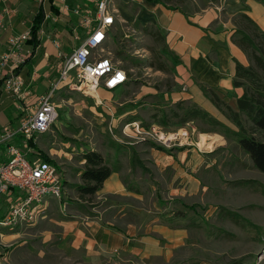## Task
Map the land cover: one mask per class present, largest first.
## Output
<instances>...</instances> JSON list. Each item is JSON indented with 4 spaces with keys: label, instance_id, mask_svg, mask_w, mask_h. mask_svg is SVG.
<instances>
[{
    "label": "rangeland",
    "instance_id": "374dc122",
    "mask_svg": "<svg viewBox=\"0 0 264 264\" xmlns=\"http://www.w3.org/2000/svg\"><path fill=\"white\" fill-rule=\"evenodd\" d=\"M42 1L36 0V4ZM185 2L181 5L189 10L215 1ZM235 7L242 6L235 5L230 10ZM124 8L110 35L112 48L106 50L111 53L113 61L120 62L128 72L129 81L116 91L100 87L99 90L105 91L103 96L99 95L102 104L67 87L57 91L53 101L59 106L58 120L49 133L40 138L37 149L32 148L27 157L31 160L33 152L40 151L49 160L58 163L66 174V187L82 184L79 174L85 170V162L82 163L84 153L93 151L101 154L109 166L120 164L126 182L134 190L142 192L139 195L141 198H132L130 202L133 206L147 209L143 222H148L150 227L158 223L168 229L180 230V245L176 248H153L154 252L163 254L150 258L130 254L129 259L122 260L115 254L96 259L81 252L60 249L57 240L43 234L45 228L40 222L2 240L0 264H235L238 261L241 264H264V174L255 168L237 143L226 138L221 131H214L200 121L174 124L172 117L169 125L162 123L163 112H170L173 106L170 92L175 83L178 62L166 47L158 27L150 24L145 17L139 18L137 11L141 9L132 5H125ZM131 13L136 18L129 20ZM233 14L229 12V15ZM29 15L28 11L24 16H15L23 19L18 29L20 33L11 31V36L16 37L29 30ZM47 15L50 18L39 36L43 42H54L58 57L63 54L59 60L60 67L72 50L81 44L84 35L81 31L75 34L71 28L73 25L65 22L64 18L60 20L54 14ZM235 16L233 21L238 20ZM226 18L224 14L223 20ZM66 23L68 26L64 25ZM9 38L5 52L11 50ZM20 46L15 49L16 59L23 58L18 54L22 52L23 44ZM37 64L43 65L40 58ZM10 65L2 67L0 79L11 74ZM38 74L43 73L39 70ZM19 75L25 80V70ZM42 79L39 77L37 80ZM46 83L43 81L37 84L38 88L31 86L29 90L33 93L37 90L38 94L48 93L52 85L45 88ZM0 102H3L0 103V126L9 119V122L17 123L18 109L2 88ZM133 120L145 129L159 125L166 133L184 127L186 130L179 132V137L171 145H158L152 141H141L143 135L132 126L125 130V124ZM9 122L7 124H12ZM224 122L229 124L226 119ZM185 132L187 134L182 135ZM261 139L264 140V136ZM119 148L118 157L115 149ZM185 148H194L202 156L192 174L199 187L192 193H186L188 188L184 191L186 177L183 174L188 171L185 168L175 169L178 161L175 168L165 167L160 156L176 154ZM134 157L141 159L143 165L132 162L134 166L131 167L130 160ZM71 193L70 197L74 198L76 194L71 196ZM178 200L194 206V209L183 207ZM161 242L166 244L167 240L162 238Z\"/></svg>",
    "mask_w": 264,
    "mask_h": 264
},
{
    "label": "crops",
    "instance_id": "0c3cea01",
    "mask_svg": "<svg viewBox=\"0 0 264 264\" xmlns=\"http://www.w3.org/2000/svg\"><path fill=\"white\" fill-rule=\"evenodd\" d=\"M71 1H66V5L71 9L77 6L84 8L87 5L83 0ZM183 1L188 2V0H159L146 1L143 4L138 3L132 6L141 9L140 11L136 10L139 18L145 17L150 24L158 27L166 47L178 62L175 67V83L170 92L171 104L173 105L170 109L178 102L189 101L224 121L225 117L213 104L205 90H212L224 102L237 109V100L243 95L244 90L242 87L234 85L236 64L249 65L246 53L232 41L233 32L236 30V21H233V17L238 16L240 7H235L233 11L230 8L241 4L246 6L245 13L264 31V0H214V3L210 2L205 7L197 5L196 8L189 10L181 5ZM40 4L37 5L36 0H0V55L6 50L11 31L20 33L18 29L21 27L23 17H17L20 14L24 16L25 12L29 11L28 18L32 22ZM52 4L61 12V9L57 7L63 6L61 0H54ZM44 6L48 14V4L46 3ZM123 8L124 6L119 8L120 12L123 11ZM228 10L230 13L236 12V14L229 15ZM224 14L227 15V18L223 20ZM16 15L17 17H15ZM70 17L76 20L69 22ZM134 17L131 13L129 20ZM62 18L65 19V22H69V25H73L71 28L75 33L78 18L73 14L68 16L62 14L60 20ZM67 23L64 25L68 26ZM39 37L41 45L34 58L35 66L32 74L25 77L27 78L26 83L28 85L26 86L28 89L31 86L38 88L37 84L43 81L47 82L45 88H49L59 79L60 75V58L54 42H43L41 36ZM111 45L109 37L105 48L110 49L112 48ZM29 51V48L23 45L22 52L18 54L28 57ZM39 58L43 64L41 66L37 64ZM13 60L14 67L17 68L21 63L17 64L16 58ZM2 67L0 65V73ZM14 67L9 68L12 70ZM24 70L27 72L26 69H23L22 72ZM39 70L43 74L39 75ZM39 77H43V79L37 80ZM99 92V95L103 96L105 91L99 90ZM34 93L38 94L37 90H34ZM133 122L139 123L133 120L125 125ZM7 123L0 126V130ZM9 123L16 124L15 121ZM180 130L178 128L173 131L178 132ZM115 150L119 157L121 149ZM160 156L163 158L162 162L165 163V167L175 168V162L178 161L175 169L185 168L188 171V173L183 174L186 177L184 191L185 188H188L186 193L190 191L192 193L198 189L199 183L192 174L197 169L202 156L196 149L185 148L178 150L176 154L168 153L164 154L165 157ZM0 160H5V157H0ZM116 161L120 163L119 159ZM84 162L85 160L82 163ZM132 162L134 165H143V161L137 157L130 160L131 167L134 166ZM110 168L113 172L93 195L81 196L74 186L66 187L64 200L65 202L67 200V206L64 207L65 212L62 209L63 203L56 199L49 201L47 217L41 221L45 228L43 234H49L46 236L47 238L57 240L60 249L81 252L96 259L109 258L115 254L122 260L129 259L127 257L130 254L150 258L153 255L163 254V252H154L153 248L178 247L181 231L168 229L158 223L150 227L148 222H143L147 217V209L141 206H133L130 202L132 198H141L139 195L142 192L138 189L134 190L131 184L126 182L122 176L120 164L116 167L110 166ZM70 192H72L71 196L76 194L74 198L70 197ZM162 238L167 240L166 244L161 242Z\"/></svg>",
    "mask_w": 264,
    "mask_h": 264
},
{
    "label": "built area",
    "instance_id": "2783aa9c",
    "mask_svg": "<svg viewBox=\"0 0 264 264\" xmlns=\"http://www.w3.org/2000/svg\"><path fill=\"white\" fill-rule=\"evenodd\" d=\"M66 1L61 0L62 7L56 5L62 12L59 11L57 18H61L62 14L75 15L78 18L75 33L81 31L84 37L64 65L60 66L59 79L52 84L48 93H33L27 88L23 77L13 73V59L17 57L15 49L30 38L29 30L16 37L10 36L11 50L0 55L1 66L11 64L10 67H14L4 80L2 90L13 100L19 112L15 125L7 124L0 130V157H5V160H0V246L7 236L43 221L49 210V199L58 200L63 203L62 208H66L64 169L58 163L42 158L39 152H33L29 160L27 156L34 148L31 143L36 146L58 120L59 106L53 97L63 87L93 97L102 104L99 99L100 87L115 91L125 86L129 81L128 72L120 62L113 61L105 45L120 19L119 8L149 0H83L87 5L74 9L66 5ZM62 57L60 53L59 58ZM25 58L19 57L17 64L24 62ZM131 126L143 135L141 140L168 145L179 137V132L186 130L166 133L159 125L145 129L137 122L126 125L125 130Z\"/></svg>",
    "mask_w": 264,
    "mask_h": 264
},
{
    "label": "trees",
    "instance_id": "16d2710c",
    "mask_svg": "<svg viewBox=\"0 0 264 264\" xmlns=\"http://www.w3.org/2000/svg\"><path fill=\"white\" fill-rule=\"evenodd\" d=\"M53 1L43 0L33 17L29 28L30 38L23 42V45L30 50L29 56L14 69L16 75H19L23 69L27 71L25 77L32 74L35 66L34 58L41 45L39 34L43 31L45 22L50 18H46L47 11L44 5L48 4L50 14L56 16L60 14L59 10L53 6ZM241 6L238 9V20L232 41L246 53L249 65L236 64L234 85L244 90L243 95L237 100V109L224 102L212 90H205L229 124L189 101L178 102L170 109V112H163L162 123L169 125L170 117H172L174 124L182 125L187 122L200 121L214 131H221L226 138L235 141L251 159L255 168L264 174V140L261 139L264 136V31L245 13L246 6L243 4ZM74 19L70 17L69 22L76 20ZM6 78L5 76L0 79V88ZM25 80L27 81V78ZM31 145L37 149L34 144L31 143ZM40 154L42 158L49 160L45 154L41 152ZM83 160H85V170L81 174L82 184H77L74 188L81 196L93 195L102 187L113 170L105 162L103 156L97 152L84 153ZM178 201L183 207L194 209V206L185 204L183 200ZM235 264H241V261Z\"/></svg>",
    "mask_w": 264,
    "mask_h": 264
}]
</instances>
